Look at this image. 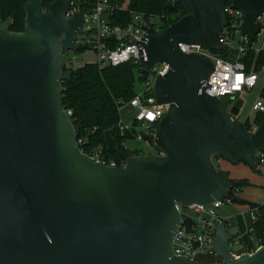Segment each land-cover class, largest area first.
<instances>
[{
	"label": "water",
	"instance_id": "95a60500",
	"mask_svg": "<svg viewBox=\"0 0 264 264\" xmlns=\"http://www.w3.org/2000/svg\"><path fill=\"white\" fill-rule=\"evenodd\" d=\"M22 32L0 21V264H264V247L232 251L233 235L216 227L217 259L177 256L172 241L182 216L177 205H208L232 190L215 156L252 169L264 154L263 121L255 133L236 121L243 100L229 111L208 94L210 59L180 44L222 50L229 2L244 13L245 32L256 41L264 0H173L186 14L159 32L145 26L140 63L146 79L155 64L170 69L155 80L156 101L167 105L155 135H144L164 155H133L111 167L77 143L82 125L71 121L61 87L72 71L65 53L78 52L85 35L83 7L72 0H24ZM191 230L192 221L184 220Z\"/></svg>",
	"mask_w": 264,
	"mask_h": 264
},
{
	"label": "built area",
	"instance_id": "2783aa9c",
	"mask_svg": "<svg viewBox=\"0 0 264 264\" xmlns=\"http://www.w3.org/2000/svg\"><path fill=\"white\" fill-rule=\"evenodd\" d=\"M134 2V1H133ZM169 4L173 0H168ZM83 7H88V12L84 16L83 30L85 35L78 37V42L81 46L91 47L97 53V63L100 66L113 65L117 66L123 63H133L140 70V75L143 76V67L140 63V48L146 31L145 26H151L155 32H159L164 21H169L170 18L159 17L153 14L133 13L132 20L126 24H114L111 22L110 15L114 9H124L119 5V0H86L80 3L79 0H72L70 9L66 13L68 17L73 16L81 11ZM132 7V6H131ZM131 11V8L128 9ZM225 12L228 15V21L224 28V35L221 39L223 48L227 51V56L223 57L220 54L214 53L213 50L204 49L200 46L180 44V48L187 53H197L213 63V71L206 82L208 85V94L222 99L228 110L230 111L238 99L244 92L251 91L255 88L260 80V74L264 71V64L261 71L256 70L259 54L264 48H254L256 57L253 59L251 66H247L244 58L249 52V36L245 32L244 13L241 10L234 8L229 2L226 4ZM159 18V26H155V19ZM261 23L260 32L264 29V12L257 18ZM259 32V33H260ZM256 36V40L258 35ZM238 38L239 45L232 48V43ZM87 42L83 44V40ZM252 43V42H251ZM254 43V42H253ZM66 60V57H65ZM154 65L149 76L141 83L145 88L136 90V96L129 102H122L119 111L125 105H130L134 108L135 113L132 119V127L143 131L144 135L154 136L156 127L160 119L167 111V105H160L156 101L155 80L158 76H164L170 69L166 63H158ZM66 65L74 67V58L66 60ZM244 104V101H243ZM242 106L240 107V111ZM255 117L258 113L264 112V85L261 89L260 96L253 104ZM69 117L72 115L71 110H66ZM240 113V112H239ZM233 119L238 121L235 115L231 114ZM255 117L253 120L243 122L247 125L249 132L255 133L260 124L256 123ZM240 122V121H239ZM136 123V125H134ZM129 126L124 125L122 120L118 124L116 132L121 135H127ZM101 154V153H100ZM99 153L93 156L96 160H104L108 166L118 167L116 160L107 161L101 157ZM153 155H164L158 149ZM260 158V163L256 168L264 165V154H257ZM218 159H215V163ZM232 204L230 191L220 200H215L211 204H193L190 206L177 205L182 216V222L178 226L172 241V249L175 255L186 257L195 262H208V260L217 259V254L214 251V237L216 227L219 223H224L226 229L232 233L229 228L237 229L238 222L236 216L221 215L219 210ZM256 210H249L248 214L255 220ZM192 221L191 230L184 224V220ZM253 231L248 227L249 234ZM232 240L227 241L226 245L230 246L239 242L237 234L232 233ZM264 247V240L255 239L250 234L249 248L243 250L247 253H253L257 249ZM236 252V251H234Z\"/></svg>",
	"mask_w": 264,
	"mask_h": 264
},
{
	"label": "trees",
	"instance_id": "16d2710c",
	"mask_svg": "<svg viewBox=\"0 0 264 264\" xmlns=\"http://www.w3.org/2000/svg\"><path fill=\"white\" fill-rule=\"evenodd\" d=\"M52 1L43 0L44 8ZM24 5V0H0V21L12 17L14 22L11 30L15 32L24 31L26 18ZM168 5V0H134L131 11L128 9H114L111 12L110 19L114 24L126 25L132 20L133 13L169 17L170 20L164 21L161 25L160 30H162L187 13L182 8L169 11ZM248 46L249 52L244 61L247 66H251L256 54L253 50V43L249 42ZM86 48L88 47H79L78 52ZM213 52L223 57L227 56L225 48L221 51L213 50ZM263 64L264 50L259 54L256 70L260 72ZM66 69L72 71V75L69 80L62 82L61 96L65 109L72 111L70 119L73 124L82 125L77 138L79 147L90 156L101 153V157H104L107 161L116 160L119 166H123L125 161L119 146H124L127 135L116 132L121 120L119 107L122 102L129 103L136 96V85L138 82L143 81L139 68L130 62L104 67L97 62H87L79 67L66 65ZM255 121L261 124L263 115L258 113ZM247 125L249 124L247 123ZM108 130L115 136L118 144L115 148H110L107 144L106 131ZM133 155H140V153ZM215 159H219V156L216 155ZM216 167L219 171H222L217 164ZM249 185L251 183L247 178L232 179L230 196L232 203L245 205L249 210L255 209L257 211L255 220H252L249 214L247 215V225L253 229L250 234L255 239L264 240V201L255 202L240 195Z\"/></svg>",
	"mask_w": 264,
	"mask_h": 264
},
{
	"label": "rangeland",
	"instance_id": "374dc122",
	"mask_svg": "<svg viewBox=\"0 0 264 264\" xmlns=\"http://www.w3.org/2000/svg\"><path fill=\"white\" fill-rule=\"evenodd\" d=\"M80 3H84L86 0H79ZM134 0H119V5H122L124 9H130ZM155 26L158 27L160 23V19H155ZM238 38L235 39V42L232 43V48H235L239 45ZM87 40H83V44L86 43ZM82 44L78 42V46H81ZM254 48H264V29L259 33L257 40L253 43ZM66 60L70 58H74V66L79 67L87 62H97V53L96 51L88 47L85 50H81L80 52H74V51H67L65 53ZM159 66V64H157ZM264 85V71L260 74V80L255 88L251 91L244 92L241 96V99L244 101V104L242 105V109L240 113L235 117L240 122H247L248 120H253L255 117V111L253 110V104L260 96L261 89ZM145 87L141 83H137L136 90H143ZM135 113V110L130 105H125L120 110V116L121 120L124 123V125L129 126L130 129L127 130V138L124 142L125 149L129 150L131 154L140 153V154H155L157 152V147H152L149 145V143L143 139L144 133L143 131H140L137 128H131L132 127V119L133 115ZM106 140L107 144L110 148L116 147L118 144L116 142L114 134L108 130L106 131ZM252 175L254 176H251ZM249 180H251L253 183L258 185H249L247 188L244 189L243 192L240 194H243L241 197L247 198L251 201L258 202L263 198L264 194V167L261 170L258 169H252L250 167ZM263 191V192H262ZM247 206H243L240 204L232 203L222 209L219 210L221 215H230L231 217L236 216L237 214L244 213V211H247ZM229 230L236 234L237 229L229 228ZM241 243H237L235 245L230 246V249L232 251H237L240 249Z\"/></svg>",
	"mask_w": 264,
	"mask_h": 264
},
{
	"label": "crops",
	"instance_id": "0c3cea01",
	"mask_svg": "<svg viewBox=\"0 0 264 264\" xmlns=\"http://www.w3.org/2000/svg\"><path fill=\"white\" fill-rule=\"evenodd\" d=\"M112 148H114V147H112ZM216 164L218 165V167L222 171H226L227 173H229V177L231 179L247 178L249 180V177L247 175H249L250 167L244 162L230 163L228 161H225L224 159L219 158L216 161ZM263 167H264V165L261 167H258L256 169L261 170ZM251 176H254V175H252V173H251ZM249 181L253 185H258V184L253 183L251 180H249ZM263 189H264V187H263ZM240 195L242 196L243 194H240ZM262 201H264V194H263V198L261 200H259L258 202H262ZM246 210L247 211H244V213L236 215V221L238 222V228H237L236 234H237V237L239 238L238 244L241 243L240 244L241 247L237 251L245 250V249L249 248L250 234L248 232V225H247V215L249 212V208L247 207ZM224 216H226V215H224Z\"/></svg>",
	"mask_w": 264,
	"mask_h": 264
},
{
	"label": "flooded vegetation",
	"instance_id": "af4514ba",
	"mask_svg": "<svg viewBox=\"0 0 264 264\" xmlns=\"http://www.w3.org/2000/svg\"><path fill=\"white\" fill-rule=\"evenodd\" d=\"M156 148V147H155Z\"/></svg>",
	"mask_w": 264,
	"mask_h": 264
}]
</instances>
